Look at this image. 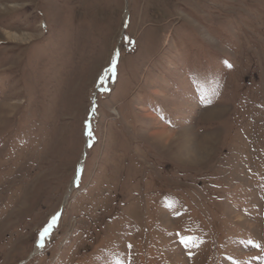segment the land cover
<instances>
[{
	"label": "rangeland",
	"instance_id": "374dc122",
	"mask_svg": "<svg viewBox=\"0 0 264 264\" xmlns=\"http://www.w3.org/2000/svg\"><path fill=\"white\" fill-rule=\"evenodd\" d=\"M0 264H264V0H0Z\"/></svg>",
	"mask_w": 264,
	"mask_h": 264
},
{
	"label": "snow or ice",
	"instance_id": "6c2138e0",
	"mask_svg": "<svg viewBox=\"0 0 264 264\" xmlns=\"http://www.w3.org/2000/svg\"><path fill=\"white\" fill-rule=\"evenodd\" d=\"M88 136L89 137L93 136V132H92L91 128H89ZM58 217H59V214L53 215L50 218V221L40 231L39 240L37 241V243L39 244L40 247H44L45 237H47L51 234V229L57 224ZM257 247H259V245H257Z\"/></svg>",
	"mask_w": 264,
	"mask_h": 264
},
{
	"label": "bare ground",
	"instance_id": "6f19581e",
	"mask_svg": "<svg viewBox=\"0 0 264 264\" xmlns=\"http://www.w3.org/2000/svg\"><path fill=\"white\" fill-rule=\"evenodd\" d=\"M115 62V61H114ZM148 116H150V117H153V118H155V116L154 115H152V114H150V113H148ZM157 121H159V120H157ZM159 126H161V129L159 130V131H157L156 132V134L157 135H160V136H164V135H172V131L167 127V126H165V125H163L162 123H160L159 122ZM155 133V132H154ZM87 138H88V140H89V136H88V132H87ZM206 140V139H205ZM190 144V143H189ZM198 146V145H197ZM196 146V147H197ZM205 150V148H198V149H196L195 148V150L193 151V154L192 155H196V153L198 152H201V151H204ZM82 162L80 163V165H79V171H78V174H77V177L75 178V181H77V179H78V177H79V174L81 173V170H82ZM79 180V179H78ZM77 183V182H76ZM73 186H75V183H73L72 184V188H74ZM238 218L239 219H241L242 217H241V215L240 216H238ZM242 220V219H241Z\"/></svg>",
	"mask_w": 264,
	"mask_h": 264
},
{
	"label": "trees",
	"instance_id": "16d2710c",
	"mask_svg": "<svg viewBox=\"0 0 264 264\" xmlns=\"http://www.w3.org/2000/svg\"><path fill=\"white\" fill-rule=\"evenodd\" d=\"M121 55V54H120Z\"/></svg>",
	"mask_w": 264,
	"mask_h": 264
}]
</instances>
